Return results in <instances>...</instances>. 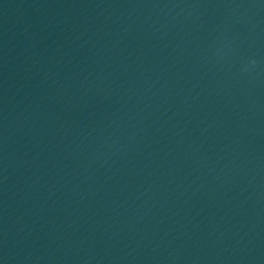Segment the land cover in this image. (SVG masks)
<instances>
[{
	"label": "water",
	"instance_id": "water-1",
	"mask_svg": "<svg viewBox=\"0 0 264 264\" xmlns=\"http://www.w3.org/2000/svg\"><path fill=\"white\" fill-rule=\"evenodd\" d=\"M0 264H264V0H0Z\"/></svg>",
	"mask_w": 264,
	"mask_h": 264
}]
</instances>
